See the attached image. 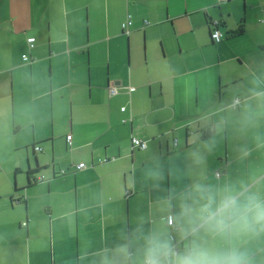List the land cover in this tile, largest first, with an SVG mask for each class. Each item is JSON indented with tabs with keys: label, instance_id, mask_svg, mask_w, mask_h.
Wrapping results in <instances>:
<instances>
[{
	"label": "crops",
	"instance_id": "1",
	"mask_svg": "<svg viewBox=\"0 0 264 264\" xmlns=\"http://www.w3.org/2000/svg\"><path fill=\"white\" fill-rule=\"evenodd\" d=\"M260 73L264 0H0V264H100L172 185L264 186L250 136L188 155L197 118ZM244 247L264 264V238Z\"/></svg>",
	"mask_w": 264,
	"mask_h": 264
},
{
	"label": "clouds",
	"instance_id": "2",
	"mask_svg": "<svg viewBox=\"0 0 264 264\" xmlns=\"http://www.w3.org/2000/svg\"><path fill=\"white\" fill-rule=\"evenodd\" d=\"M197 123L207 127L210 137L201 140L199 130L192 129L189 143L197 147L188 155L196 167L206 165L205 153H211L225 133L250 136L256 149H264V73L253 74L243 91L199 116ZM251 151L247 144L239 148L241 158ZM146 176L154 188L165 179L159 163ZM260 238L264 186L250 179L211 182L200 177L172 185L155 209L137 218L134 229L121 233L120 242L101 256L100 264H255L244 244Z\"/></svg>",
	"mask_w": 264,
	"mask_h": 264
},
{
	"label": "built area",
	"instance_id": "3",
	"mask_svg": "<svg viewBox=\"0 0 264 264\" xmlns=\"http://www.w3.org/2000/svg\"><path fill=\"white\" fill-rule=\"evenodd\" d=\"M218 1H221V0H218ZM130 23H131V20L128 19V20H126V21H124V22L122 23V27L125 28L126 30H128V25H130ZM212 25H213V26H212V28L210 29V35H211V37H212L213 40H219L220 38H222L223 33H222V31H220V29L218 28V23L216 22V20H215V21H212ZM27 41H28V44L31 46V45L33 44V41H34V36H29V37H27ZM23 59H27L28 61H30V60H32V57H30V56H28L26 53H24V54H23ZM109 90H110L111 92H113V91H115V88H114L113 86H111V87H109ZM66 138H67V140H69V139H70V134H68V135L66 136ZM132 141H133V144H134V145H137V146H139V147H143V146L146 145V143H145L144 140H141V139H139V138H137V137H133V138H132ZM37 147H38V146H37ZM37 147H36V148H37ZM77 165L80 167V166H84L85 163H84V162H79ZM215 173H216V175H218L220 172H219V171H216Z\"/></svg>",
	"mask_w": 264,
	"mask_h": 264
},
{
	"label": "trees",
	"instance_id": "4",
	"mask_svg": "<svg viewBox=\"0 0 264 264\" xmlns=\"http://www.w3.org/2000/svg\"><path fill=\"white\" fill-rule=\"evenodd\" d=\"M235 32H237V33L241 32V28H238ZM207 135H208V132L205 131V132L203 133V136H207Z\"/></svg>",
	"mask_w": 264,
	"mask_h": 264
},
{
	"label": "water",
	"instance_id": "5",
	"mask_svg": "<svg viewBox=\"0 0 264 264\" xmlns=\"http://www.w3.org/2000/svg\"><path fill=\"white\" fill-rule=\"evenodd\" d=\"M37 163H38V162L36 161V163H35V164L37 165Z\"/></svg>",
	"mask_w": 264,
	"mask_h": 264
},
{
	"label": "rangeland",
	"instance_id": "6",
	"mask_svg": "<svg viewBox=\"0 0 264 264\" xmlns=\"http://www.w3.org/2000/svg\"><path fill=\"white\" fill-rule=\"evenodd\" d=\"M224 1V0H223Z\"/></svg>",
	"mask_w": 264,
	"mask_h": 264
}]
</instances>
